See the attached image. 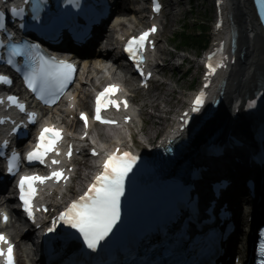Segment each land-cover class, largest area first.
Listing matches in <instances>:
<instances>
[{"label": "snow or ice", "instance_id": "snow-or-ice-1", "mask_svg": "<svg viewBox=\"0 0 264 264\" xmlns=\"http://www.w3.org/2000/svg\"><path fill=\"white\" fill-rule=\"evenodd\" d=\"M27 2V0H26ZM78 6V5H77ZM156 11L160 10V5H155ZM13 14L19 16L21 9L13 7L11 9ZM37 12L38 9H33ZM4 16L3 12H0V19ZM34 20L39 19L38 15L33 16ZM24 27V25H21ZM5 25L0 23V29H4ZM156 31L155 27L151 28L148 32L142 33L139 37H133L127 45V51L133 57L136 58L140 49L143 48L145 40L149 36L150 32ZM11 36V33H9ZM3 41L0 40V47H3ZM9 56L7 63L16 67L17 71H20V67L16 65L13 57L26 56L28 57L27 67L24 70V79L28 84V87L33 92L39 94L41 99H45L46 94L56 93L63 91L64 87L71 81L74 66L64 60H56L55 57H46L38 53L34 54V50L38 49V45L29 44L27 41L24 43H10L8 45ZM2 58V57H0ZM139 66V65H138ZM223 66V65H218ZM210 72H215V67L211 62L208 64ZM0 82L10 84L12 81L9 77L0 75ZM115 85L109 86L103 92L99 94L96 99V119L102 120L100 112L102 107H106L102 101L103 97H106L108 93L116 91ZM204 93L201 92L195 100V111H199V107L203 104ZM13 103H16L21 110H24V105L19 104L16 97H9ZM2 102V101H0ZM47 102V101H46ZM54 102V101H53ZM108 103H115L114 101H108ZM127 103L125 102V107ZM35 113L30 114V118H35ZM82 118L87 123V115L81 114ZM104 123H115V121H102ZM62 139V132L54 127H45L39 135V143L35 149L28 153L27 159L29 161L38 160L44 161V157L51 151L56 150L57 142ZM8 142L5 141L4 145L7 146ZM112 153L103 163V170L96 177L88 191L79 197L78 200L73 201L63 213H61L59 219L71 228L77 229L83 236L87 246L91 249H96L100 242L103 241L108 234L112 231L120 218V198L124 194V183L128 173L132 170V166L135 163L137 157L130 153L118 154ZM95 154V152H94ZM71 152H69V156ZM19 154L13 152L11 160L8 164V171L13 172L18 168L17 161ZM54 164L59 163L58 160L52 161ZM63 176V171H56L52 173V177L59 180ZM51 177H43L39 175L23 176L19 181L20 199L23 201L24 208L28 212L29 216H34L32 201L36 195L37 189L35 188V182L39 181L43 183ZM5 222L8 220L6 213L3 214ZM49 231H53L52 228ZM8 243V247L5 250L0 247V256H4L6 264H15L14 259V246L8 242L7 237L0 233V244ZM264 264V262H262Z\"/></svg>", "mask_w": 264, "mask_h": 264}, {"label": "bare ground", "instance_id": "bare-ground-1", "mask_svg": "<svg viewBox=\"0 0 264 264\" xmlns=\"http://www.w3.org/2000/svg\"><path fill=\"white\" fill-rule=\"evenodd\" d=\"M124 4L127 5V2L125 1ZM231 9L234 12V18L236 19V26L239 33L240 53L242 54V56L240 58V64L232 70L227 80V95L223 102V106H225L226 109L229 108L231 104L234 103V101L237 104L238 101L236 100L243 97L244 94L254 86L256 81H264V38L259 32V24L257 22V19L254 17V10L252 12L249 0H232ZM125 11L129 13L128 10ZM176 15H174V17L178 18ZM129 21L130 23H132V25L138 26L143 22V18H131L129 19ZM250 34H253L252 38ZM109 59L112 61V66L108 69L109 71L103 72V68L96 70V67L100 66L98 62L103 63ZM89 69L91 72L90 76L94 74L95 76H88L86 78V80L88 81L87 85H85L86 89L78 92V103L81 107L85 106L87 103L86 93L89 91V87L94 86L97 81H102L104 80V78L112 77L115 78V80L122 78L126 82L130 90L134 89L132 76L129 75V69L121 63V60L116 56V54H114L112 48L107 49L106 51H98L95 56V60L92 62V65ZM105 74L108 75L106 76ZM160 84V86L169 85L164 81H162ZM137 90L142 92L144 97L151 95V92L147 93L143 90H139L138 88ZM173 90L174 89L171 90L172 94H176V90ZM150 99L146 100L145 103L146 106L153 109V111L146 115V119H150V126H148V128H138L141 129V131H139L138 133L136 131L131 132L133 139L137 138L138 140V149L141 148V145L149 146V144H151V140L159 131L160 121H164L161 113L165 110V106L162 105V101L166 104L167 102H169L168 94L165 92L156 94L152 96L151 100ZM146 106H141L142 113L145 111ZM64 122L68 127L71 124V121L68 120H64ZM76 124L79 125L78 122H76ZM98 128L104 129L105 127ZM116 133L118 132H115L113 136H115ZM118 135L120 136L121 132L118 133ZM109 137L110 136L108 135L107 138L104 139V142L106 144L112 143L109 141H111V139L114 137ZM126 137L129 136L127 135ZM120 139L124 138L120 137ZM147 150L148 148L144 149V151ZM83 179L84 177L79 176V182H81Z\"/></svg>", "mask_w": 264, "mask_h": 264}, {"label": "rangeland", "instance_id": "rangeland-1", "mask_svg": "<svg viewBox=\"0 0 264 264\" xmlns=\"http://www.w3.org/2000/svg\"><path fill=\"white\" fill-rule=\"evenodd\" d=\"M195 4H196V8L193 14L187 15L182 13L178 16V18L174 19L173 24L171 25V31L169 32V34H167V38L163 39V45L165 44V42H169L170 44H173L170 38L175 31L178 30L177 32H179L181 30L180 26H182L183 24H188L191 32L193 31L195 32V26L197 24H201V23L209 24L212 21L213 14L210 4L205 0L196 1ZM173 47L174 45L169 47L170 51L173 49ZM185 51L186 52H184L183 54L185 56L187 55L190 57H194L195 54L202 53L200 48L197 47H193L192 49L188 48ZM195 74H196V68L192 69L191 72L185 78L182 76L181 72L179 73L178 71H173L172 68L168 71L167 75L164 78V82H166L169 85L168 86L163 85L160 88V90L154 94L156 95L159 94L160 92H165L168 94L169 102H167L166 104L165 102L162 101V105L165 106L166 111L167 110L175 111L181 105L185 97V90L187 91L194 87L193 79ZM172 89L176 90V94H172L171 91ZM179 97H181L180 100ZM142 104L143 102H139L140 106H142ZM145 111L146 112L144 116L148 115L151 111H153V109L146 107ZM161 114L163 115L164 113ZM87 167L88 166H86L85 164L81 166L83 175H84V170H86Z\"/></svg>", "mask_w": 264, "mask_h": 264}, {"label": "trees", "instance_id": "trees-1", "mask_svg": "<svg viewBox=\"0 0 264 264\" xmlns=\"http://www.w3.org/2000/svg\"><path fill=\"white\" fill-rule=\"evenodd\" d=\"M190 38H193V36L185 34V40L189 42ZM203 39V38H202Z\"/></svg>", "mask_w": 264, "mask_h": 264}]
</instances>
